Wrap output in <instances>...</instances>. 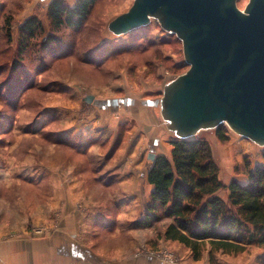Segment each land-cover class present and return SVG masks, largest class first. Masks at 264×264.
Returning a JSON list of instances; mask_svg holds the SVG:
<instances>
[{"label": "rangeland", "instance_id": "374dc122", "mask_svg": "<svg viewBox=\"0 0 264 264\" xmlns=\"http://www.w3.org/2000/svg\"><path fill=\"white\" fill-rule=\"evenodd\" d=\"M51 1L0 0V217L5 212L18 214L21 220L28 218L24 223L33 237L49 234L58 222L51 219L65 213L62 209L68 188L61 186V180L88 181L93 204L77 203L83 214L94 213L95 218L96 211L123 213L121 203L109 195L115 190L110 186L120 179L122 157L126 156L133 168L135 162L145 166L150 137L156 134L153 138H162L164 145H169L175 136L167 129L159 104L143 105L144 113L137 117L126 107L106 114L96 100L157 101L167 82L189 69L182 41L163 30L156 19L119 36L108 29L109 22L128 11L134 0H98L84 27L56 33L63 41L57 51L48 52L43 44L50 33L47 11ZM64 1L71 6L76 2ZM248 1L238 0V6L244 9ZM35 14L45 22L46 33L22 51L20 27ZM8 20L12 21L10 40L3 29ZM91 95L94 98L88 102ZM225 126L233 137L244 139ZM142 129L148 133L143 132L142 149L136 156L128 155L130 149H125L137 144ZM214 133L215 129L203 130L200 136ZM243 142L246 152L250 147L261 148L251 140ZM248 158L246 155L244 164L250 163ZM133 174L144 180L139 170ZM107 178L113 181L103 185ZM82 190L76 192L80 197ZM6 207L9 210L3 211ZM44 213L51 215L47 222L41 218ZM153 220L156 232L149 234L148 243L155 247L165 220ZM42 228L45 232H37ZM123 238L118 236V241ZM175 243L178 245L164 242L157 249L172 258L170 263L184 264L187 257L194 258L189 248Z\"/></svg>", "mask_w": 264, "mask_h": 264}, {"label": "water", "instance_id": "95a60500", "mask_svg": "<svg viewBox=\"0 0 264 264\" xmlns=\"http://www.w3.org/2000/svg\"><path fill=\"white\" fill-rule=\"evenodd\" d=\"M153 19L182 41L189 66L155 101L167 129L191 139L225 124L264 146V0H249L244 9L238 0H134L108 29L119 36ZM128 102L96 100L108 109ZM156 157L152 147L149 163Z\"/></svg>", "mask_w": 264, "mask_h": 264}, {"label": "crops", "instance_id": "0c3cea01", "mask_svg": "<svg viewBox=\"0 0 264 264\" xmlns=\"http://www.w3.org/2000/svg\"><path fill=\"white\" fill-rule=\"evenodd\" d=\"M129 100L131 102L109 108V110L105 107L100 108L108 114L126 107L127 111L139 117L144 113L143 105H156L155 101L150 100L140 104L135 98ZM142 123L139 122V125ZM141 131L137 144L125 149H130L128 155L136 156L142 149L143 132L148 133L143 129ZM154 135L149 139V150L151 151L153 147L156 156L165 155L171 158L172 145L170 143L164 145L166 140L159 137L153 138ZM204 137L212 145L214 156L220 166V178L226 185H229L232 180H237L242 185L250 182L246 164L243 162L246 155H249L251 168L254 169L257 165L264 166V146H261L260 150L250 147L251 152L248 153L249 150L245 151L246 144L243 141L249 139L244 138L245 140L239 141L238 138L229 134V141L224 142L217 137L216 133L211 136L205 134ZM125 157H122L120 168H118L120 179L110 186L115 188L113 194L109 193L113 198L112 201L121 203L123 213L104 215L96 211L95 218H93L94 213L93 216L83 214L77 210V203L81 202L87 206L93 204L86 187L88 181L84 178L65 182L61 180V186L68 188L64 198V209H62L65 213L58 219H51L52 223L58 222L51 227L52 231L46 236L33 237L24 223L28 218L21 220L20 215L12 213L13 215L10 216L5 212L0 217V264H176L167 262L165 251L163 254V250L157 249L160 245L162 248L164 242L168 245H178L163 237L164 229L161 233L162 238L159 240L157 238L159 244L154 247L153 242L151 245L148 243L149 234L156 232L153 227V221H155L153 214L148 209L153 192V185L148 181L152 163L148 161L144 166L142 162H135V168H133L134 164L131 165ZM135 170L144 174V180L133 174ZM110 179L112 178H107L101 183L108 185L110 181H113ZM80 188H83L81 197L76 193ZM142 188L145 190L143 191ZM217 194L226 198L228 190L220 189ZM4 210L8 211L9 208L6 207ZM139 210L141 213L138 212ZM47 214L41 215L44 222H47L51 216ZM92 218L95 219L93 226ZM121 235L124 238L118 241V236ZM183 247L178 246L179 249ZM151 249L155 250V253ZM184 264H264V249L254 247L238 255L217 253L213 259L209 251H206L201 260L187 257Z\"/></svg>", "mask_w": 264, "mask_h": 264}, {"label": "trees", "instance_id": "16d2710c", "mask_svg": "<svg viewBox=\"0 0 264 264\" xmlns=\"http://www.w3.org/2000/svg\"><path fill=\"white\" fill-rule=\"evenodd\" d=\"M97 1L76 0L71 6L64 0H52L47 11L50 33L43 44L45 50L59 48L63 40L56 33L80 31ZM11 22L3 26L8 40ZM46 28L39 15L27 18L20 27L22 51L44 35ZM215 133L220 140H229L225 124ZM170 144L172 157L158 155L148 174L153 185L149 211L157 221L165 220L163 237L188 247L196 260L205 251L213 259L217 253L238 255L254 247L264 249V166L253 169L247 162L250 182L242 185L232 180L226 185L212 145L204 136L173 138ZM220 189L228 190L226 198L217 194Z\"/></svg>", "mask_w": 264, "mask_h": 264}, {"label": "built area", "instance_id": "2783aa9c", "mask_svg": "<svg viewBox=\"0 0 264 264\" xmlns=\"http://www.w3.org/2000/svg\"><path fill=\"white\" fill-rule=\"evenodd\" d=\"M37 232L43 233V232H45V229H43V228L39 229V230H37ZM165 259H166L167 262H173L172 258L170 256H168V255L165 256Z\"/></svg>", "mask_w": 264, "mask_h": 264}]
</instances>
